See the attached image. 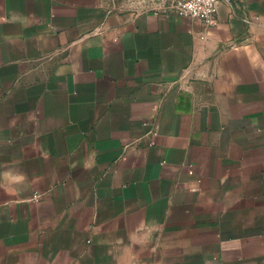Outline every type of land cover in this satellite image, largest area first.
Wrapping results in <instances>:
<instances>
[{"label":"crops","instance_id":"crops-1","mask_svg":"<svg viewBox=\"0 0 264 264\" xmlns=\"http://www.w3.org/2000/svg\"><path fill=\"white\" fill-rule=\"evenodd\" d=\"M0 0V264H264V0Z\"/></svg>","mask_w":264,"mask_h":264},{"label":"built area","instance_id":"built-area-1","mask_svg":"<svg viewBox=\"0 0 264 264\" xmlns=\"http://www.w3.org/2000/svg\"><path fill=\"white\" fill-rule=\"evenodd\" d=\"M221 0H173V11L201 20L206 26L217 22V7Z\"/></svg>","mask_w":264,"mask_h":264}]
</instances>
